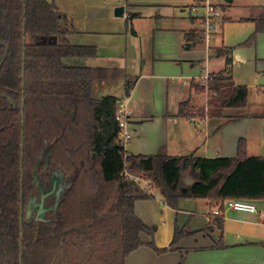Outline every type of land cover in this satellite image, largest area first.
Segmentation results:
<instances>
[{
    "label": "trees",
    "instance_id": "1",
    "mask_svg": "<svg viewBox=\"0 0 264 264\" xmlns=\"http://www.w3.org/2000/svg\"><path fill=\"white\" fill-rule=\"evenodd\" d=\"M261 21L244 46L264 32ZM73 33L51 0H0V64L7 54L0 69V264H126L144 245L141 235H153L135 204L154 198V190L173 209L185 200H207L220 212L210 215L211 232L223 230L227 201L264 200V157H250L244 139L233 158L128 154L116 120L121 99L95 97L99 71L77 62L96 58L98 50L73 44ZM191 33L204 47L205 30ZM234 50L217 49L229 66L211 74L206 86L193 83L197 93L207 91V107L181 103L180 117L223 119L220 127L264 119V110L227 113L248 109L249 89L235 84L230 68ZM131 88L127 79V95ZM126 171L152 188L126 178ZM57 175L66 184L54 191ZM44 193L52 196L48 216L28 218ZM184 237L177 227L171 247ZM147 246L170 251L154 241ZM178 251L184 264L188 250Z\"/></svg>",
    "mask_w": 264,
    "mask_h": 264
},
{
    "label": "crops",
    "instance_id": "2",
    "mask_svg": "<svg viewBox=\"0 0 264 264\" xmlns=\"http://www.w3.org/2000/svg\"><path fill=\"white\" fill-rule=\"evenodd\" d=\"M51 1L64 16L62 9L72 4L75 11L73 19L76 15L82 16L76 12L78 10L86 21L96 23L112 21L115 9L123 6L125 15L132 22L135 38L139 36L135 30L139 26L138 20L167 22L165 25L153 24L156 28L153 30L152 49L146 58L141 57V69L135 78H128L132 88L129 95L126 92L125 99L132 111L130 128L133 133L131 141L124 146L128 154L233 158L237 155L239 141L244 139L250 157H264V119L246 118L220 127L223 119L179 116L181 103L187 101L195 110L207 107V91L197 93L193 83H200L199 79L206 71L217 74L229 66L226 56L216 54L220 48L235 49L230 68L236 85L248 87L249 92L252 88L264 89V32L257 35L251 46H244L256 33L261 20L264 21V3L211 0L214 5L225 6L218 9L219 12L222 10V21L219 30H215L205 46L200 47L195 45L197 35L191 32L204 29V0ZM236 1H241V4ZM195 6L197 9L194 11ZM187 9L194 13L201 9L203 13L196 14L191 18L192 24H188L182 16ZM66 19L72 26L70 19ZM88 31L76 30L69 36L73 44L95 46L98 50L96 58L86 59L81 65L99 71L101 77H109L111 72L119 76L121 72L127 74V41L124 44L127 38H123V42L74 39L79 33L99 32ZM103 33L108 36L119 34ZM116 46L125 49L123 53H113ZM100 49L111 51V54L101 56ZM200 96H204L203 103L198 102ZM228 114L250 115L255 112L247 109ZM253 202L264 211V200ZM214 210L207 200H185L178 209L165 204L160 195L138 200L135 213L153 230V235H141L144 245L128 256L126 264H180L182 253L178 249L188 250L184 264H264V219L255 213L225 209L223 230L211 232L210 215ZM177 227L184 230L185 237L172 248ZM153 241L157 247L170 248V251L158 254L147 246Z\"/></svg>",
    "mask_w": 264,
    "mask_h": 264
},
{
    "label": "rangeland",
    "instance_id": "3",
    "mask_svg": "<svg viewBox=\"0 0 264 264\" xmlns=\"http://www.w3.org/2000/svg\"><path fill=\"white\" fill-rule=\"evenodd\" d=\"M254 2V3H264V0H246V2ZM237 4H241V1H236ZM243 3V2H242ZM66 4V3H65ZM64 4V5H65ZM63 5V6H64ZM72 5V4H71ZM71 5H68L63 8V12L65 14L66 18H69L72 26L75 30H84L86 32H89L88 30L91 31H99L96 34L90 33H84L77 35V38L74 39H86V40H99V41H105L111 39L114 40H122L124 41L125 38H127V45L128 46V55H127V61H128V71L127 74L131 73L129 76L125 72H121L120 76L116 75L115 72L108 73V75H111L109 77L102 76L99 78V80L95 82V97L100 99L106 96H114L120 99H125L126 96V84H127V79L130 78H135L136 74L139 73L141 69V57L146 58L148 52L152 49V43H153V35L154 31L156 28V25L154 26L153 24L157 25H165L167 22H158V21H144V20H138L139 26L135 27V30L139 32V36L135 38L132 34V22L129 19L127 14L125 17H116L115 13H113V20H105L104 22L96 23V22H88L85 20L83 14L76 10L78 14H81L82 16H75V19H73L72 14H74V8L71 7ZM73 6V5H72ZM195 11V10H194ZM222 12V10L220 11ZM219 12V13H220ZM202 14L203 11L200 9L197 13L191 12L189 9H187L186 12L182 14L184 18H186V21L188 24H192V17L196 16V14ZM178 15V13H175ZM222 16L220 15V19L215 22L216 24V31L219 30L221 21H222ZM197 24V23H196ZM205 28V26H203ZM126 30V31H125ZM103 31L107 32H115L119 33L117 36H108V34L103 33ZM126 32V33H125ZM124 38V39H123ZM129 39V40H128ZM121 46H116L113 48V53L119 54V52L124 51ZM106 56L107 54H111V51L106 52L104 49H100V55L101 56ZM142 55V56H141ZM84 60H78V64H82ZM125 61V60H123ZM209 65V64H208ZM205 67V65H203ZM210 67V66H209ZM198 102L203 103L204 96H200L198 98ZM248 109L251 110L252 112L255 113H260L264 110V89L260 88H252L249 92V98H248ZM237 111V110H233ZM238 112V111H237ZM227 113H232V111H227ZM58 177V175H57ZM65 180L58 177L57 180V186L55 190H59V188L65 187ZM51 194H43V195H37L36 198L34 199L33 203L31 204V210L29 213L28 218H37L38 220H45V217L48 216V208L51 206Z\"/></svg>",
    "mask_w": 264,
    "mask_h": 264
},
{
    "label": "built area",
    "instance_id": "4",
    "mask_svg": "<svg viewBox=\"0 0 264 264\" xmlns=\"http://www.w3.org/2000/svg\"><path fill=\"white\" fill-rule=\"evenodd\" d=\"M204 16H203V23H204V30H205V37L206 41L208 42L215 29L218 19H220V13L217 9H215L214 4L211 2V0H204ZM197 7H193V10H196ZM211 79V74L206 71L204 75H202L199 79L200 83L203 85H207L208 81ZM116 120L119 124L120 132V140L122 145H126L128 142L131 141L133 138V133L130 128L131 120H132V111L128 106L127 99H124L120 102V106L116 115ZM126 178L128 179H134L136 181H140L144 183L146 186H151V182L144 180L142 177H134L132 176L128 171L125 172ZM153 194L155 196H159V193L157 191H153ZM225 209H230L234 211H247L251 213L257 214V216L260 219H264V211L259 210L257 206L254 204L253 201H247V200H229L225 203ZM219 210L216 209L213 211L214 215H219Z\"/></svg>",
    "mask_w": 264,
    "mask_h": 264
},
{
    "label": "water",
    "instance_id": "5",
    "mask_svg": "<svg viewBox=\"0 0 264 264\" xmlns=\"http://www.w3.org/2000/svg\"><path fill=\"white\" fill-rule=\"evenodd\" d=\"M124 15H125V8H124L123 6H121V7H117V8L115 9V16H116V17H124ZM6 57H7V54L5 55V58L3 59V61H2L1 64H0V69H1V67H2V65H3V63H4L5 59H6ZM189 184H191V183H189Z\"/></svg>",
    "mask_w": 264,
    "mask_h": 264
},
{
    "label": "flooded vegetation",
    "instance_id": "6",
    "mask_svg": "<svg viewBox=\"0 0 264 264\" xmlns=\"http://www.w3.org/2000/svg\"><path fill=\"white\" fill-rule=\"evenodd\" d=\"M57 180H58V177H57V178L55 177L54 180H53V184H52L53 188H52V189H53L54 191H56L55 189H56V186H57ZM44 194H45V193H44Z\"/></svg>",
    "mask_w": 264,
    "mask_h": 264
}]
</instances>
